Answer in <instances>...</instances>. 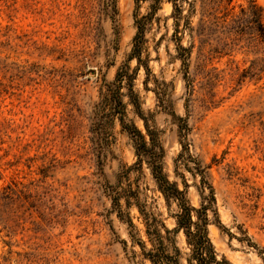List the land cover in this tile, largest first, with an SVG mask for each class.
I'll return each mask as SVG.
<instances>
[{
  "label": "rangeland",
  "instance_id": "rangeland-1",
  "mask_svg": "<svg viewBox=\"0 0 264 264\" xmlns=\"http://www.w3.org/2000/svg\"><path fill=\"white\" fill-rule=\"evenodd\" d=\"M252 1L0 0V264H151L137 204L187 264L176 203L109 106L94 123L122 69L125 122L153 131L194 208L204 169L219 259L264 264V0Z\"/></svg>",
  "mask_w": 264,
  "mask_h": 264
},
{
  "label": "trees",
  "instance_id": "trees-1",
  "mask_svg": "<svg viewBox=\"0 0 264 264\" xmlns=\"http://www.w3.org/2000/svg\"><path fill=\"white\" fill-rule=\"evenodd\" d=\"M168 1H170L173 4L174 9L177 10L178 7L176 0ZM253 2L254 1L250 0L251 4H253ZM136 26L137 34L134 38L130 60H136L140 66L141 63H143L141 60V53L145 30L142 21L140 20H136ZM259 27V38L264 45V25L260 24ZM126 81H129L128 86L130 87L131 77L128 76L127 72H124V69H122L118 72L116 80L112 84V89L104 94L103 99L98 106V112H96L94 123L100 125L101 114L104 113V110L109 106L111 113H113L112 115L119 118L123 129L128 132L134 142L135 154L138 159L136 164L139 167L146 164L166 202L169 203L173 201L176 203L177 213L174 215L176 227L174 228L173 233H183L185 236L188 248V252L186 253L187 264H229L225 258L219 259V255L209 236V226L211 224H216L219 227L220 221L217 210L215 209L216 200L214 189L206 181L204 169L201 164L197 163L195 171L196 174H199L201 177L199 192L202 201L199 208H194L187 202L184 191L180 190L176 184L170 183L168 177L164 173L162 162L165 152L153 131L145 125L146 135H144L136 126L128 125L125 122V104L122 100L121 90ZM206 191H208V194ZM131 197L132 196H128L127 198L128 205L131 204ZM120 198L121 194L118 193L117 196H114L112 199L114 206L119 209V217L121 220L125 222L127 221L130 228H135L132 219L129 216H127V220H125L121 211ZM135 200L137 201L138 199L136 198ZM137 205L139 212L144 219L147 240L151 245V248L148 250L145 242L140 239L138 240L143 258L148 260L151 264H181L179 260L180 251L175 248V256L168 254V249L165 246L158 227L153 223V219L139 206V204ZM166 232L170 233L168 230H166ZM261 258L264 263V258L262 256Z\"/></svg>",
  "mask_w": 264,
  "mask_h": 264
}]
</instances>
